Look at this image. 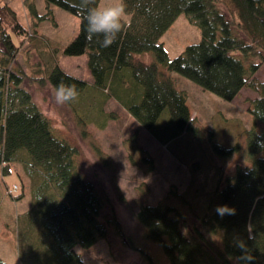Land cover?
Masks as SVG:
<instances>
[{
    "label": "trees",
    "instance_id": "trees-1",
    "mask_svg": "<svg viewBox=\"0 0 264 264\" xmlns=\"http://www.w3.org/2000/svg\"><path fill=\"white\" fill-rule=\"evenodd\" d=\"M23 1L35 13L34 2ZM43 2L47 9L54 5L79 19L78 33L61 53L86 54L92 86L105 90L100 102L112 96L151 134H163L167 140L189 131L197 134L186 93L175 87L172 72L226 101L243 88L251 89L256 97L247 112L264 122V82L253 76L264 62V0H124L130 18L106 48L100 38L86 39V22L74 6L80 0ZM180 13L199 27L201 36L169 59L160 38ZM28 31L33 28L0 0V166L2 174L15 170L19 189L10 194L15 201L24 196L30 200L15 216L18 252L26 264H85L78 247L105 239L110 228L123 236V229L105 194L78 170L77 146L54 132L22 87L24 73L7 69L19 49L12 34L20 37L21 45ZM142 53L153 59L142 62L136 57ZM43 65L35 73L46 74L52 88L61 81L75 84L79 95L86 88L83 80L63 72L52 59ZM32 78L40 79L35 74ZM74 103L68 104L73 111ZM263 150L264 130L249 134V154ZM146 160L151 167L152 161ZM17 165L20 169L14 168ZM225 179V186L217 180L210 192L202 193V206L191 210L198 223L191 229L173 204L139 206L135 217L145 230V241L159 245L166 256L163 263L149 248L133 245L144 264H264V156L254 158L250 166H237ZM169 194L179 196L173 189ZM105 207L110 212L102 216ZM223 207L234 213L218 211ZM0 264H6L2 258Z\"/></svg>",
    "mask_w": 264,
    "mask_h": 264
},
{
    "label": "rangeland",
    "instance_id": "rangeland-1",
    "mask_svg": "<svg viewBox=\"0 0 264 264\" xmlns=\"http://www.w3.org/2000/svg\"><path fill=\"white\" fill-rule=\"evenodd\" d=\"M2 1L16 12L21 23L33 28L34 32L28 31L21 45L20 37L12 34V41L19 49L7 69L24 73L22 87L30 92L54 132L77 146L78 170L105 194L123 229V236L110 228L105 239L76 250L85 264H144L139 252L132 248L139 245L149 248L166 263L161 247L145 241V230L135 217L139 206L167 202L181 211L189 229L198 225L191 210L202 206V193L210 192L217 180H220V187L225 186L226 176L233 174L237 166H250L254 158L264 156V150L256 155L248 152L249 134H260L264 130V122L255 121L247 112L256 93L243 88L233 100L226 101L172 72L175 87L186 93L190 118L198 129L197 134L189 131L169 140L163 134L155 136L112 96L100 102L99 96H103L105 90L101 92L92 86L86 54L68 56L61 53V49L78 33L79 19L76 16L54 5L47 9L43 0H30L36 9L32 14L23 0ZM112 3L114 0H100L98 7ZM129 18L127 14L126 20ZM200 36L199 27L190 22L185 13H180L160 41L171 59L186 46L197 43ZM136 57L145 63L153 59L150 53ZM50 59L63 72L86 83L74 103V111L71 106L49 102L53 88L45 79L46 74L35 73L44 66L43 61ZM34 74L40 79L35 81ZM253 76L264 82V62ZM130 85L141 91L140 87ZM140 100L137 99L136 103ZM165 117L159 123L160 129ZM101 123L104 125L99 126ZM214 146L221 150H214ZM147 158L152 161L151 167L147 160L144 161ZM14 168L20 169V166ZM14 171L2 174L0 166V258L6 264H26L18 252L15 216L29 207L30 200L24 196L15 201V197L8 193L7 188L14 184L19 189ZM171 189L179 196L169 194ZM109 212L110 209L105 207L101 213L103 216Z\"/></svg>",
    "mask_w": 264,
    "mask_h": 264
},
{
    "label": "clouds",
    "instance_id": "clouds-1",
    "mask_svg": "<svg viewBox=\"0 0 264 264\" xmlns=\"http://www.w3.org/2000/svg\"><path fill=\"white\" fill-rule=\"evenodd\" d=\"M74 6L81 13V22H86L87 40L92 41L94 38H100L101 47L105 48L117 40L127 18V4L124 0H114V3L102 7L95 6V0H80V3ZM78 96L79 92L75 84L61 81L53 86L49 102L64 106L76 101ZM218 211L234 213V210L227 207Z\"/></svg>",
    "mask_w": 264,
    "mask_h": 264
},
{
    "label": "built area",
    "instance_id": "built-area-1",
    "mask_svg": "<svg viewBox=\"0 0 264 264\" xmlns=\"http://www.w3.org/2000/svg\"><path fill=\"white\" fill-rule=\"evenodd\" d=\"M16 189V186H13L11 189H8V193L11 194Z\"/></svg>",
    "mask_w": 264,
    "mask_h": 264
},
{
    "label": "bare ground",
    "instance_id": "bare-ground-1",
    "mask_svg": "<svg viewBox=\"0 0 264 264\" xmlns=\"http://www.w3.org/2000/svg\"><path fill=\"white\" fill-rule=\"evenodd\" d=\"M17 192V189H15L12 193H16Z\"/></svg>",
    "mask_w": 264,
    "mask_h": 264
}]
</instances>
